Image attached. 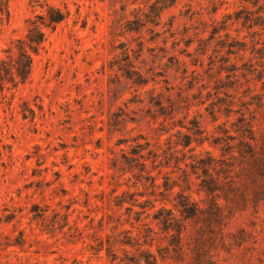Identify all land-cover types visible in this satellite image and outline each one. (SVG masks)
Wrapping results in <instances>:
<instances>
[{"label": "rangeland", "instance_id": "1", "mask_svg": "<svg viewBox=\"0 0 264 264\" xmlns=\"http://www.w3.org/2000/svg\"><path fill=\"white\" fill-rule=\"evenodd\" d=\"M31 1H11V19L0 28V57L26 36L28 19L45 11ZM43 1L68 6L71 14L49 31L35 55L31 79L15 91L12 105L0 108V264H114L112 249L121 257L116 264H122L126 250L140 255L149 247L147 234L155 237L152 249L158 252L168 245L151 208L154 203L161 207L160 191L174 208L180 185L186 188L187 170L193 188L186 193L206 206L209 199L199 191L191 163L207 151L221 157L222 145L214 141L224 137L225 128L236 134L241 110L248 116L255 112L256 124L262 122L264 107L252 97L264 91V79L258 78L264 66L252 45L263 46L264 31L236 19L238 11L257 8L244 0H177L163 11L159 25L147 23L130 32L128 22L155 0ZM222 25H228L220 31L223 40L230 32L248 42L245 59L239 53L225 62L222 54L229 56L216 40L208 54L196 52L199 38H209ZM217 47L222 52L216 53ZM250 57L258 68L254 73L245 65ZM231 63L238 69L230 77L226 70L219 73ZM124 69L133 71L132 78ZM141 77L146 84L135 82ZM249 85L255 92L248 91ZM243 101L253 102L250 110ZM27 105L35 118L28 110L25 118ZM185 135L192 137L188 147L182 145ZM138 143L145 148L139 160ZM143 162L145 175L157 177L158 184L166 179L179 184L173 195L140 176ZM36 202L50 206L51 214L55 209L70 213L71 226L80 231L58 225L53 231L33 220ZM220 202L226 204L224 198ZM225 214L228 223L218 230L212 250L218 263L264 264V203L258 209L225 208ZM8 215H13L10 222ZM242 230L249 240L238 247L232 233ZM22 232L23 244L12 245L23 241ZM132 238L133 246L122 242ZM177 257L169 263L182 264Z\"/></svg>", "mask_w": 264, "mask_h": 264}, {"label": "trees", "instance_id": "2", "mask_svg": "<svg viewBox=\"0 0 264 264\" xmlns=\"http://www.w3.org/2000/svg\"><path fill=\"white\" fill-rule=\"evenodd\" d=\"M11 1L0 0V28L11 19ZM32 1L34 2V0ZM244 1L253 4L257 8L256 12L253 13L249 9H242L236 13V19L242 20L244 26L250 29L259 28L264 31V0ZM35 2L45 8V11L37 13L34 17L28 19L26 36L15 40L5 50L7 56L0 57V108L12 105L15 91L30 81L35 55L39 54L45 47L49 31H54L71 14L68 6L63 9L49 1L36 0ZM176 2L177 0H155L143 15L128 22L127 30L130 32L138 31L141 25L143 26L147 23L159 25V19H161L163 11L174 6ZM244 13L246 14L243 15ZM223 29L227 30L228 25L215 26L209 38H199V48L196 49V52L202 51V55L208 54L210 44L216 40L218 47L226 49V54L229 56L225 57L222 54V59L225 62H229L231 55L239 53H241V58L245 59L248 51V42L237 37H231L230 32L225 34L227 38L223 40L222 36L219 35ZM254 32L257 33L259 30ZM192 42L193 40H190V45ZM262 44L263 46L259 47V43H254L252 45V53L257 55L255 57L261 59V63L264 66V42ZM218 47L214 51L216 53L222 52ZM253 60L250 57L245 63V65H250L247 71L251 73L258 71L257 65L254 64ZM215 61L212 58L211 65ZM213 68L211 67V69ZM237 69L238 66L231 63L229 66L222 65L219 73L222 74L226 70L229 72L227 77H230ZM124 70L132 78L133 71ZM184 71L187 73L188 69L184 68ZM258 72L259 80H263L264 68ZM244 76L247 78L248 73H244ZM144 80L141 77L136 79L135 82L146 84ZM250 81L248 79L247 83H250ZM220 88H224V86L221 85L218 89ZM248 91L255 92L252 90L251 85H249ZM10 92H12V97H9ZM252 98L258 100L257 105L259 108L264 107V91L255 93ZM243 104L248 106V110H250L253 102L243 101ZM27 110L34 114L35 118L36 112L29 105L24 111L25 118L28 117ZM241 112L238 120L234 122L236 134H232L231 130L225 128L223 131L224 137H218L214 141L215 145H222L221 157L207 151L206 157L194 159L191 163L193 173L200 179L199 191L204 192L209 199L207 205H201L193 200L190 194L186 193V188L192 190L193 181L191 175L185 170L184 182L186 183V188L180 185L182 189L176 192L173 202L174 208L168 207L167 202L172 201L163 191H160L162 194L161 207L157 208L155 203L151 207L156 208L154 221L157 222L160 230L167 234L168 245L164 248L159 247L158 252L154 251L152 247L154 246L155 237H152V234H147L145 235L147 238L146 245L149 247L143 249L140 255H130V252L126 250L125 259H121L122 264H170V259L176 261L175 255H178L177 258L182 264H219L212 250L218 230L222 229L224 231V226L228 223L227 219L229 217L225 214V208L247 209L250 205H254L258 209L264 203V112L262 122L259 125L256 124L257 115L255 112H251L250 116L242 110ZM212 114L215 117V112H212ZM146 144H149V142ZM191 144V135H185L182 145L188 147ZM143 150H145L144 145L138 143L134 149L137 160L144 158V155H141ZM195 150L193 148L191 151L194 152ZM146 168V162L140 163V176L147 178V180H152V186L158 187L159 190L161 186H164L165 190H170L171 195H173L175 186L179 184L175 182L172 185L169 179H166L163 185L158 184L157 177L151 174L145 175ZM58 175L61 176V173H58ZM221 198H224L225 205L220 202ZM30 212L33 214V220L42 221L47 226H50L53 231L57 229V225L60 229L68 226L71 230L74 228L76 231H80L78 226H71V214L68 212L62 213L55 209L51 214L50 206H43L38 202L33 204ZM12 217L8 215L6 221L10 222ZM192 224L199 225V228L196 226L193 231L190 228ZM147 231L154 233V229L151 227H148ZM22 236L23 241L18 240L12 245L21 246L25 240L24 232H22ZM232 237L238 247L244 246L249 240L246 230L240 231L239 234L232 233ZM149 238L152 243L148 242ZM133 240L135 238L122 242L133 246ZM111 252H113L111 255L113 256L114 264H116L121 257L113 249ZM171 253L174 254L172 255Z\"/></svg>", "mask_w": 264, "mask_h": 264}]
</instances>
